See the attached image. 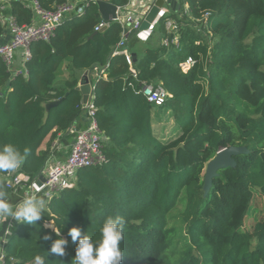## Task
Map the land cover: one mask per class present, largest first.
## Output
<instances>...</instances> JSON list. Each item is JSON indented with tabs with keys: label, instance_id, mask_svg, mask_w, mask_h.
I'll use <instances>...</instances> for the list:
<instances>
[{
	"label": "trees",
	"instance_id": "trees-1",
	"mask_svg": "<svg viewBox=\"0 0 264 264\" xmlns=\"http://www.w3.org/2000/svg\"><path fill=\"white\" fill-rule=\"evenodd\" d=\"M36 1L53 10L72 0ZM90 1L50 43L32 46L26 73L0 63V147L29 149L19 172L32 180L42 175L59 135L73 138L84 112L77 74L107 67L94 91L105 163L81 171L73 188L46 200L36 225L13 222L5 264H35L37 257L71 264L76 244L69 229L98 241L110 215L126 222L120 264H264V219L244 231L255 193L264 198V0H181L180 11L159 19L143 46L136 33L127 36L131 66L124 55L113 56L124 34L119 22L92 38L102 19ZM96 1L124 8L130 0ZM28 5L11 0L7 13L30 25ZM65 62L72 78L56 86ZM150 85L169 94L163 106L144 97ZM167 117L175 124L171 136L162 126ZM232 147L245 153L233 157L235 167L218 171L207 191L208 165ZM7 226H0V240ZM58 238L68 241L63 257L50 254Z\"/></svg>",
	"mask_w": 264,
	"mask_h": 264
},
{
	"label": "built area",
	"instance_id": "built-area-1",
	"mask_svg": "<svg viewBox=\"0 0 264 264\" xmlns=\"http://www.w3.org/2000/svg\"><path fill=\"white\" fill-rule=\"evenodd\" d=\"M25 1L29 3L31 9L36 12L38 16L37 23L32 22L30 25H20L15 16L7 13L6 8H0V27L3 30L6 29L10 35V39L6 43L0 44V63L4 64L10 72H12L14 67L18 50H22L21 55L26 64L32 59V46L35 43H50L63 22L68 17L83 15L85 13V8L89 6L91 2L90 0L84 2L72 0L55 7L53 10H44L36 0ZM94 2L97 3L98 1L94 0ZM125 8L126 6L124 8L118 7L117 22L123 26L124 34H122L121 41L115 47L113 56L124 55L128 64L131 66L132 57L127 49V36L136 33L137 39L147 41L155 27L149 32H140L141 24L148 14L150 7L143 13L134 12L122 18L120 13L123 12ZM166 14L167 12L163 13L161 18ZM110 26L111 23L101 21L95 27V32L103 33L109 29ZM166 28L167 30L175 28V23L170 20L167 21ZM188 63H191V61ZM183 66L187 65L185 64ZM93 71L96 72L98 79L102 80L106 78L107 67H97ZM91 86L92 92L89 96V100L85 105L83 104L82 108L87 114L89 125L85 129H78L77 126L71 128L70 134L75 138L67 158L62 161H53L50 159L40 176V178H44L43 181H41L40 178L32 180L29 176L20 173L19 168L14 173L6 175V190L17 198H20V202L32 194L41 196L45 200H51L56 194L73 188L74 182L81 171L101 166L105 163L103 143L106 141V138L99 130L96 121L97 108L94 104V91L96 85L91 82ZM143 95L150 104L157 107L163 106L169 97V94L162 85L145 86ZM1 221L0 219V224H4V222ZM13 222L14 221L10 219L7 223L8 226L5 237L0 240V264H5L3 249L8 242L7 237L11 235Z\"/></svg>",
	"mask_w": 264,
	"mask_h": 264
},
{
	"label": "clouds",
	"instance_id": "clouds-1",
	"mask_svg": "<svg viewBox=\"0 0 264 264\" xmlns=\"http://www.w3.org/2000/svg\"><path fill=\"white\" fill-rule=\"evenodd\" d=\"M29 149L25 148L23 153L14 145L6 144L0 147V172L14 173L25 162ZM7 201L5 187L0 186V216L10 217L17 223L36 225L41 220L46 207V200L36 194L23 199L15 208ZM125 220L123 217L108 216L99 229L100 239L93 241L88 235H82L78 227H72L68 231L72 242L76 244L75 256L71 264H120L123 253L121 241L124 239ZM59 236L60 233L56 232ZM45 240L51 237L44 236ZM68 241L58 238L51 244L50 254L63 257ZM36 264H44L41 257L36 258Z\"/></svg>",
	"mask_w": 264,
	"mask_h": 264
},
{
	"label": "water",
	"instance_id": "water-1",
	"mask_svg": "<svg viewBox=\"0 0 264 264\" xmlns=\"http://www.w3.org/2000/svg\"><path fill=\"white\" fill-rule=\"evenodd\" d=\"M97 5L99 8V13L101 15L102 21L108 23L117 22L118 7L104 1H98ZM179 11H180V4L178 0H155L153 6L150 8L148 14L146 15L145 19L141 24L140 32H149L152 28H154L157 25L159 19H161L163 13L165 12L178 13ZM96 35L97 33H95L92 36V38H94V36ZM77 90L81 92L83 96V104L85 105L88 102L89 96L92 92V86L90 80L87 77L84 78V83L78 86ZM63 101L64 99L47 105V110L49 111L52 108L59 106ZM242 153H245L244 149L232 147L221 151L217 155V157L208 165V168L206 170L207 191L212 185L213 178L218 175V171L222 169H226L228 167H235L236 161L233 159V157ZM40 179L41 181L44 180L43 177H41Z\"/></svg>",
	"mask_w": 264,
	"mask_h": 264
},
{
	"label": "crops",
	"instance_id": "crops-1",
	"mask_svg": "<svg viewBox=\"0 0 264 264\" xmlns=\"http://www.w3.org/2000/svg\"><path fill=\"white\" fill-rule=\"evenodd\" d=\"M20 1H25V0H20ZM154 2H155V0H130L129 1V4L126 6V8L123 10V12L120 13V16L123 18L126 15L133 14L134 12L135 13H139V12L143 13V12L147 11V9L149 7L151 8L153 6ZM28 6H30V5H28ZM1 7H4V8L7 9V11H9L10 8H11V0H0V8ZM169 13L170 12H167V14H169ZM33 22L34 23H37L38 22V16H37L36 12H34V20H33ZM9 39H10V35L6 31V29H4L3 30V35L0 37V44L6 43ZM142 41L143 40H141V42ZM16 58H17V56H16ZM65 64H67V69L69 70V62H65L63 65H65ZM25 66H26V64L24 63V60H23L22 55L20 53L19 59H17V61H15L14 67L12 69V73H14L15 75L26 73ZM93 70L85 71V72H83L81 74L79 73L82 81L84 80V78L87 77L90 80V83L92 82L93 84L97 85L99 83L100 79L97 78L96 72L93 71ZM101 78H103V77H101ZM103 79L106 80V78H103ZM81 84H82V82H80L79 86ZM88 125H89V119L87 117V114L85 112H83L82 115L79 117V119L75 122V124L73 125V127L74 126H77L78 129H85L86 127H88ZM71 136H73V135H71ZM59 137H60V135H59ZM59 137L52 144V150L55 151L56 147L59 148L58 153H54L53 152V155L51 157V159L53 161H58V160L59 161H62L65 158H67V156L70 153V150H71L72 144L74 142V138H75L73 136L72 142L68 146L63 147L60 144L58 145V142L57 141L59 140ZM48 143H49V138L44 143V145L42 147V150H45V148H46V146H47ZM59 153H61V154H59ZM6 180H7L6 176L0 178L1 186L5 187ZM6 192H7V195L8 196H10V197H16V196L12 195L11 192H9L7 190H6ZM0 219L2 220L1 216H0Z\"/></svg>",
	"mask_w": 264,
	"mask_h": 264
},
{
	"label": "rangeland",
	"instance_id": "rangeland-1",
	"mask_svg": "<svg viewBox=\"0 0 264 264\" xmlns=\"http://www.w3.org/2000/svg\"><path fill=\"white\" fill-rule=\"evenodd\" d=\"M179 2H181V0H179ZM186 8H187V5H186ZM68 18H70V17H68ZM171 30L172 29H169L168 31H171ZM143 43H146V41H142L141 46H143ZM21 51L22 50L17 51L16 61H17V59H19ZM186 65L187 66L182 67L185 71L189 70V67L191 64L187 63ZM77 76L80 77V74H77ZM71 78H72V75L69 72V70L67 69V64L63 65L60 68V70L58 71V79L56 82V86H62L67 80H70ZM162 126H164V128L163 127L162 128H163L165 134L167 136H171L170 134L172 132L171 133H169V132L174 130V127H175L174 121L171 120L169 117H167V119L162 124ZM176 135L177 134H175L174 136H176ZM57 142H58V145L60 144L61 146L66 147L72 142V138L71 137L64 138V137H62V135H60L59 140ZM58 150H59V148L56 147L54 152L58 153ZM59 154H61V153H59ZM206 175H207V173H206ZM6 202L9 203L10 206H12L14 208L20 202V198L10 197L7 195V201ZM1 218H2L1 222H4V223H8L11 219L10 217H4V216H1ZM263 219H264V198L259 193L256 192L254 195V201L252 203V210H251V212H250V214H249V216L245 222L244 231L252 232L254 230L255 224L258 221H261ZM0 226H1V224H0ZM47 226L53 228L51 223H48Z\"/></svg>",
	"mask_w": 264,
	"mask_h": 264
}]
</instances>
